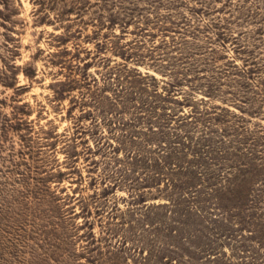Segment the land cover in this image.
<instances>
[{"label":"rangeland","instance_id":"374dc122","mask_svg":"<svg viewBox=\"0 0 264 264\" xmlns=\"http://www.w3.org/2000/svg\"><path fill=\"white\" fill-rule=\"evenodd\" d=\"M0 264H264V0H0Z\"/></svg>","mask_w":264,"mask_h":264}]
</instances>
